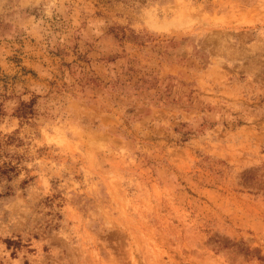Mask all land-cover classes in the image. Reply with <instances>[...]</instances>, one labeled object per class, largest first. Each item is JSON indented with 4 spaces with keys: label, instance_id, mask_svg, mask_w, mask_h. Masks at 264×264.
Returning a JSON list of instances; mask_svg holds the SVG:
<instances>
[{
    "label": "rangeland",
    "instance_id": "374dc122",
    "mask_svg": "<svg viewBox=\"0 0 264 264\" xmlns=\"http://www.w3.org/2000/svg\"><path fill=\"white\" fill-rule=\"evenodd\" d=\"M0 264H264V0H0Z\"/></svg>",
    "mask_w": 264,
    "mask_h": 264
}]
</instances>
